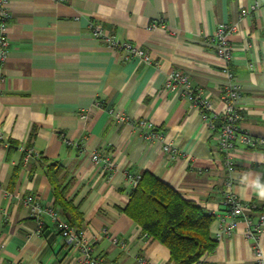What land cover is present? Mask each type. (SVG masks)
<instances>
[{
  "label": "crops",
  "instance_id": "0c3cea01",
  "mask_svg": "<svg viewBox=\"0 0 264 264\" xmlns=\"http://www.w3.org/2000/svg\"><path fill=\"white\" fill-rule=\"evenodd\" d=\"M256 2L260 6L254 8ZM263 5L264 0H10L0 129L8 140L30 145L35 155L0 147V262L78 264V251L52 218L42 212L43 226L38 228L24 203L26 196L34 195L44 207L53 205L45 170L50 162L63 167L64 180L70 182L67 197L80 206L93 253L113 264H139L137 256L171 264L168 248L120 210L134 187L130 175L144 170L213 213L214 236L225 181L232 180V190L241 198L238 174L264 173V163L255 162L264 161V149L238 143L232 155L234 170L229 172L216 134L199 109L164 84L172 69L184 70L211 103L212 112L221 114L225 60L217 55L211 37L219 25H235L228 39L230 68L241 86L239 126L263 136ZM161 18L164 26L149 28ZM90 20L143 47L152 62L123 60L92 36ZM109 108L125 119L115 118ZM141 118L165 131L187 156L169 159L158 142L146 139L137 128ZM98 149L114 161L111 174L91 161ZM241 199L254 205L245 209L252 221L264 214V200L251 189ZM247 228L241 217L232 234L203 257L204 264H254L257 243L264 253V226L258 240L246 236Z\"/></svg>",
  "mask_w": 264,
  "mask_h": 264
},
{
  "label": "built area",
  "instance_id": "2783aa9c",
  "mask_svg": "<svg viewBox=\"0 0 264 264\" xmlns=\"http://www.w3.org/2000/svg\"><path fill=\"white\" fill-rule=\"evenodd\" d=\"M9 2L10 0H0V83L5 81L4 64L9 54V24L12 17ZM259 6V3L256 2L254 8ZM262 7L264 8V5ZM246 13L247 11L245 9L242 10L243 15ZM158 24L164 26L165 22L161 18L158 22H153L149 28H154ZM88 28L94 38L104 42L115 52L120 53L123 60L127 61L137 58L144 63L152 62V58L147 50L129 40L117 38L115 34L107 30L100 22L90 20ZM235 30V25L221 24L211 37L217 55L225 60V65L222 68L225 75V109L221 114L212 112L211 103L203 97L200 89L193 86L189 76L184 70L178 68L172 69L164 84L166 90L178 92L199 109L203 120L208 124L210 130L216 134L219 150L225 154V161L229 172L234 170L232 155L238 143H242L251 148L264 149V135L257 136L251 134L242 130L239 126L241 111L238 103L241 94V86L230 68L232 46L228 39V35ZM1 90L2 87L0 85V92ZM97 104L100 105L101 103L97 102ZM107 111L118 120L122 121L125 119L118 110L109 108ZM84 117H86V115H84ZM217 120L219 122H216ZM136 126L146 139L158 142L169 159L187 156L185 150L178 148L172 141H169L165 131L156 128L151 121L141 118L136 122ZM66 142L70 145V141L66 140ZM9 145V140L5 138L0 129V147H8ZM19 149L23 151L26 157L35 155L32 147L19 144ZM91 161L95 164L102 165V169L107 174H111L116 166L114 161L99 149L91 153ZM130 177L134 186L140 176L130 175ZM232 184L233 182L230 178L225 181V188L221 196L223 211L218 213V224L213 237L219 241L225 236L231 235L239 219L245 217L248 222L246 236L258 240L259 234L264 226V214H260L256 221H252L249 216H246L245 209L248 208V206L254 207V205L241 199L232 190ZM24 203L31 208L32 214L37 218L38 228L43 226V220L40 218L42 212H46L53 221L59 223L61 234L65 240L69 242L72 248L78 251V264H113L112 261L106 259L104 256L94 254L91 241L87 238L85 230L76 231L71 228L66 221L60 218L57 209L52 206L44 207L40 200L34 195L26 196L24 198ZM111 240L125 246V242L119 240L116 236H111ZM2 248L3 244H0V251ZM137 261L139 264H153L144 256H137ZM253 262L254 264H264V253L258 243L255 246ZM0 264L8 263L0 262ZM192 264H204L203 257Z\"/></svg>",
  "mask_w": 264,
  "mask_h": 264
},
{
  "label": "trees",
  "instance_id": "16d2710c",
  "mask_svg": "<svg viewBox=\"0 0 264 264\" xmlns=\"http://www.w3.org/2000/svg\"><path fill=\"white\" fill-rule=\"evenodd\" d=\"M216 122H219L218 120ZM9 148L19 143L9 140ZM26 146H29L26 144ZM106 154V153H105ZM54 203L60 218L76 231L84 230L85 220L79 205L67 197L70 182H65L63 167L58 162L46 165ZM129 200L120 210L139 224L145 235L164 244L170 252L171 264H192L212 252L217 240L211 234L214 214L196 202L184 198L175 188L152 172L140 173ZM13 176V180L15 178ZM61 233L59 223L54 221Z\"/></svg>",
  "mask_w": 264,
  "mask_h": 264
},
{
  "label": "clouds",
  "instance_id": "9594fccd",
  "mask_svg": "<svg viewBox=\"0 0 264 264\" xmlns=\"http://www.w3.org/2000/svg\"><path fill=\"white\" fill-rule=\"evenodd\" d=\"M255 162L264 163L260 160ZM238 179L239 183L243 185L241 198H245L248 190L251 189L259 200H264V173L248 170L238 174Z\"/></svg>",
  "mask_w": 264,
  "mask_h": 264
}]
</instances>
